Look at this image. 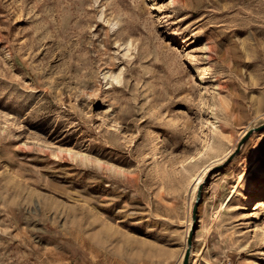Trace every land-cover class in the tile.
<instances>
[{
	"label": "rangeland",
	"instance_id": "obj_1",
	"mask_svg": "<svg viewBox=\"0 0 264 264\" xmlns=\"http://www.w3.org/2000/svg\"><path fill=\"white\" fill-rule=\"evenodd\" d=\"M192 229L264 264V0H0V264H183Z\"/></svg>",
	"mask_w": 264,
	"mask_h": 264
},
{
	"label": "water",
	"instance_id": "obj_2",
	"mask_svg": "<svg viewBox=\"0 0 264 264\" xmlns=\"http://www.w3.org/2000/svg\"><path fill=\"white\" fill-rule=\"evenodd\" d=\"M199 200H200V193H199V196H198V200L196 202V205L194 207V220H196V217H197V209H198V204H199ZM193 231L194 229H192L189 233V237H188V248L186 250V253H185V257H184V261H183V264H189V258H190V250H191V246H192V241H193Z\"/></svg>",
	"mask_w": 264,
	"mask_h": 264
},
{
	"label": "bare ground",
	"instance_id": "obj_3",
	"mask_svg": "<svg viewBox=\"0 0 264 264\" xmlns=\"http://www.w3.org/2000/svg\"><path fill=\"white\" fill-rule=\"evenodd\" d=\"M211 77H212V76H210L209 73H208V74H207V78L210 79ZM199 181H201V180H198V182H197L198 184H199ZM198 184H197V185H198ZM195 187H196V186H195ZM232 196H233V194H231V196H229V197L227 198V200L223 203V206L226 205V204L229 202V200L231 199ZM191 228H192V227H191Z\"/></svg>",
	"mask_w": 264,
	"mask_h": 264
}]
</instances>
